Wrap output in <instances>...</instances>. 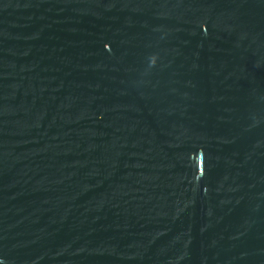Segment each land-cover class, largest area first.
<instances>
[{"label":"water","instance_id":"95a60500","mask_svg":"<svg viewBox=\"0 0 264 264\" xmlns=\"http://www.w3.org/2000/svg\"><path fill=\"white\" fill-rule=\"evenodd\" d=\"M0 264H264V0H0Z\"/></svg>","mask_w":264,"mask_h":264}]
</instances>
